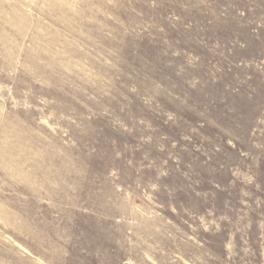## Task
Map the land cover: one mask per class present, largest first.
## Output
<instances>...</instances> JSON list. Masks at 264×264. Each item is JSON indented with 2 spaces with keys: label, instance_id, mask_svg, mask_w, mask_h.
<instances>
[{
  "label": "rangeland",
  "instance_id": "374dc122",
  "mask_svg": "<svg viewBox=\"0 0 264 264\" xmlns=\"http://www.w3.org/2000/svg\"><path fill=\"white\" fill-rule=\"evenodd\" d=\"M0 264H264V0H0Z\"/></svg>",
  "mask_w": 264,
  "mask_h": 264
},
{
  "label": "bare ground",
  "instance_id": "6f19581e",
  "mask_svg": "<svg viewBox=\"0 0 264 264\" xmlns=\"http://www.w3.org/2000/svg\"><path fill=\"white\" fill-rule=\"evenodd\" d=\"M31 1H34V0H31ZM43 1H49V2H59L60 0H43ZM10 19V22L11 24L18 30V28H21L22 27V24L21 22L19 21H16L12 16H9L8 17ZM9 22V23H10ZM20 30V29H19Z\"/></svg>",
  "mask_w": 264,
  "mask_h": 264
}]
</instances>
